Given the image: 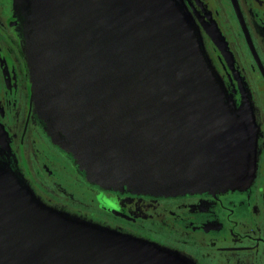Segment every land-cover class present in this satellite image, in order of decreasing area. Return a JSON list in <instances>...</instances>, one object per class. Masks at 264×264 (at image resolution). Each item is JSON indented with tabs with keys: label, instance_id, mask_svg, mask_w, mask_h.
Wrapping results in <instances>:
<instances>
[{
	"label": "water",
	"instance_id": "water-1",
	"mask_svg": "<svg viewBox=\"0 0 264 264\" xmlns=\"http://www.w3.org/2000/svg\"><path fill=\"white\" fill-rule=\"evenodd\" d=\"M51 142L102 189H243L252 120L227 96L181 0H13ZM0 264H189L42 204L0 159Z\"/></svg>",
	"mask_w": 264,
	"mask_h": 264
},
{
	"label": "flooded vegetation",
	"instance_id": "flooded-vegetation-1",
	"mask_svg": "<svg viewBox=\"0 0 264 264\" xmlns=\"http://www.w3.org/2000/svg\"><path fill=\"white\" fill-rule=\"evenodd\" d=\"M236 109L252 120L254 175L220 197L154 198L90 184L44 132L22 21L0 0V159L45 206L144 239L194 264H264V0H181Z\"/></svg>",
	"mask_w": 264,
	"mask_h": 264
},
{
	"label": "rangeland",
	"instance_id": "rangeland-1",
	"mask_svg": "<svg viewBox=\"0 0 264 264\" xmlns=\"http://www.w3.org/2000/svg\"><path fill=\"white\" fill-rule=\"evenodd\" d=\"M98 187V186H97ZM99 189H102V188H100V187H98ZM102 190H104V191H109V192H114V191H112V190H110V189H102ZM233 190H226V191H223V192H210V191H205V192H200V193H198L197 191H190V192H185V193H183V194H175V195H168V196H152V195H147V194H145V195H143V196H146V197H154V198H167V199H175V198H185V197H196V196H198V195H200V196H209V195H211V196H213V197H220V196H222V195H225V194H227V193H229V192H232ZM236 191H238V189L236 190ZM128 194H132V195H141V194H133V193H130V192H128ZM136 238V237H135ZM139 239V238H138ZM140 240H142V241H146V240H144V239H140ZM146 242H148V243H151V242H149V241H146ZM154 244V243H153ZM156 245V244H155ZM158 246V245H157ZM158 247H160L161 249H164V250H166V251H168L169 253H173V252H171V251H169V250H167V249H165V248H162L161 246H158ZM175 254H177V253H175ZM178 255V254H177ZM181 259H183V260H185L186 262H188L189 264H194V263H192L191 261H189V260H186V259H184V258H182L180 255H178Z\"/></svg>",
	"mask_w": 264,
	"mask_h": 264
}]
</instances>
